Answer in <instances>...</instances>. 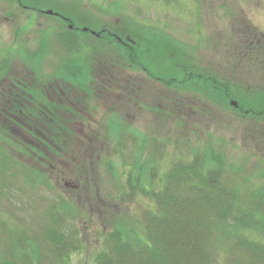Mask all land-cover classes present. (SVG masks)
<instances>
[{"label": "rangeland", "instance_id": "rangeland-1", "mask_svg": "<svg viewBox=\"0 0 264 264\" xmlns=\"http://www.w3.org/2000/svg\"><path fill=\"white\" fill-rule=\"evenodd\" d=\"M23 3L0 0V96L16 107L19 101L30 107L26 102L40 96L56 118L49 121L52 129L39 127L36 119L35 129L22 123V129H0V149L11 156L9 170L0 162V264H94L116 225L148 242L159 177L175 161H193V148L201 154L209 145L231 168L251 175L235 186H264V139L250 127L264 125V115L251 119L246 112L260 109L264 99V65L256 62L263 57L247 46L250 33L264 40V0ZM71 18L83 31L76 33L78 52L60 43V35L74 26ZM104 29L110 39L92 34ZM121 39L135 44L142 66L123 59ZM74 56L79 73L63 78ZM191 76L203 79L174 90L162 83ZM230 98L241 107L231 106ZM55 129L70 130L67 143L54 148L50 141V150L42 149ZM263 129L257 131L264 134ZM49 228L69 239L65 262L54 252L67 247L54 249L44 237ZM246 235L258 239L256 232ZM17 244L30 255L11 254ZM211 246L214 261L225 264L230 254L215 242Z\"/></svg>", "mask_w": 264, "mask_h": 264}, {"label": "trees", "instance_id": "trees-1", "mask_svg": "<svg viewBox=\"0 0 264 264\" xmlns=\"http://www.w3.org/2000/svg\"><path fill=\"white\" fill-rule=\"evenodd\" d=\"M10 1L20 4L27 2V0ZM70 20L74 26L67 29L66 34L60 35V43L67 45L69 51L78 52L79 46L75 47L78 40L76 33L83 31L77 28L72 18ZM20 34L21 29H18L16 36ZM99 34L102 40L111 38L106 30L100 31ZM129 42L127 39L119 40V43L125 47L122 54L123 59L132 65L142 66L138 52L135 51L137 47ZM258 50L262 52L258 53ZM255 52L256 56L261 54L263 57L262 60L256 62H261L264 65V47L253 48L251 53ZM78 60L74 56L69 63L63 61L62 64L67 63V67L62 69L63 78L68 74L70 79H74L79 73ZM148 74L151 75L149 72ZM189 79L190 81H187ZM198 79L203 78L191 76L184 81H179L177 78L163 79L162 83L167 89L174 90L180 88L185 82ZM205 79L209 83L213 81L208 77ZM155 80L158 79L155 78ZM49 86L54 89V85L49 84ZM14 93L16 94V92ZM229 97H234L233 93ZM256 99L257 96L252 97L253 101ZM11 101L4 100L0 96V129H14V127L22 129V124H24V129H35L34 127L37 126L35 119H38L39 127L52 129L53 126L49 121H52V115L56 116L53 113L55 109L52 108V112L50 106L45 105L42 98L38 100L37 97H34L26 102L33 105L39 101L44 105V108L38 112V118L31 105L29 107L25 103V106L19 101V107H16ZM233 101L232 98L229 99L231 106L238 105L235 108H239V105L242 104L236 102L234 105ZM263 102L264 99L261 102L258 101L260 109L246 111L251 119H257L264 115V105H261ZM67 111L71 114L74 113L72 108H68ZM54 121L56 120L53 119ZM54 124L57 125L56 122ZM260 125L254 122L250 127H256L253 134L256 132L259 138L264 139V134L257 131L264 128L263 124L262 127ZM63 130L55 129L52 134H47L46 144L44 143L41 148H48L47 145L50 141L54 144V148L57 146L59 148L60 144L67 143V133L70 130ZM126 132L130 134V131L123 129V133L126 134ZM200 150H203L201 154L198 148H193L190 152L194 158L193 161H175L172 168L159 177L161 188L152 192L151 199L154 202V210L148 214V242L143 241L135 231L132 233L131 229L116 225L115 231L107 235L106 250L97 257L94 264H217L214 261L215 253L211 246L212 242L217 243L219 248L230 254V258H226L225 264H264V186L249 189L248 187L235 186V180L247 182L251 175L244 176L249 173L242 171V167L231 168L232 166L225 162L224 155L216 149H211L209 145ZM57 152V149H53L50 153L54 157ZM10 159L11 156L4 149H0V162L3 170H9ZM259 170L260 176H264V167L261 166ZM139 189H142L141 184ZM248 190L254 191L249 193ZM248 232H256L258 239L247 237L246 233ZM44 237L54 249V245H60L61 249L67 247L66 252L59 253L56 249L54 252L56 256H61L65 262L66 256L69 255L67 235L59 233L56 228H49L44 231ZM17 241L25 242L26 239ZM220 241L223 244L218 243ZM29 244L32 252H35L32 243ZM15 247L11 251L15 257H18L19 253H22L23 256L30 255L28 249H24L23 246L17 244ZM9 263L11 262L6 260L2 264Z\"/></svg>", "mask_w": 264, "mask_h": 264}, {"label": "flooded vegetation", "instance_id": "flooded-vegetation-1", "mask_svg": "<svg viewBox=\"0 0 264 264\" xmlns=\"http://www.w3.org/2000/svg\"><path fill=\"white\" fill-rule=\"evenodd\" d=\"M253 32V31H252ZM250 32H246L244 35H248ZM258 34V33H257ZM252 39L250 41V43L247 44V46H249L248 48L251 49L253 51V48H260V47H264V40L262 39V37L260 35L256 36L255 35V32L254 33H250L249 35ZM239 37V36H238ZM261 50H258V53L260 52ZM240 52H244V51H240ZM262 52V51H261ZM256 53V52H255ZM257 55H261V54H257ZM37 98H40V96H37ZM39 100V99H38ZM61 102V99L58 101H55L54 104L56 103H60ZM54 106V105H53ZM32 107L34 108V110L36 111L37 113V118H38V112L40 111V109H43L44 108V105L40 104L39 101H36L35 104L32 105ZM65 110L67 111V107L65 108ZM49 115H51L50 112H48ZM38 120V119H37Z\"/></svg>", "mask_w": 264, "mask_h": 264}]
</instances>
